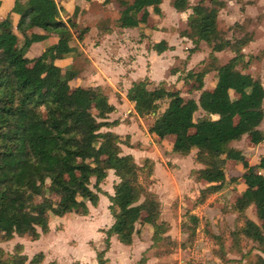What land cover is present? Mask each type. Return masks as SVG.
<instances>
[{
  "label": "trees",
  "instance_id": "trees-1",
  "mask_svg": "<svg viewBox=\"0 0 264 264\" xmlns=\"http://www.w3.org/2000/svg\"><path fill=\"white\" fill-rule=\"evenodd\" d=\"M62 1L65 0H13L7 13L0 17V241L14 234L37 238L48 229V211L54 215L68 211L86 214L87 205L97 202L99 183L108 169L118 179L112 184V193L107 194L112 222L104 229L105 246L110 234L129 243L132 233L138 232L143 223L151 228L153 245L158 240H172L164 234L169 224L160 219L155 193L137 179L141 166L130 153L121 152L120 145H128V135L101 129L116 122L107 119L113 109L107 95L99 85H74L75 69L61 67L55 61L76 51L70 42L74 37L81 41L87 29L77 26L78 3L74 1L72 10L67 12ZM169 1L177 10L189 6L187 0ZM160 2L117 0V26L145 23L150 12L160 13ZM189 7L187 28L180 32L194 43L189 50L203 40L210 44L211 53L230 47L235 55L213 67L215 79L210 89L201 88L204 70L185 73L182 81L188 76L196 80V97H183L161 81L148 88L146 80H139L131 83L129 99L138 116L154 114L147 130L157 139L171 136L181 154L195 148L193 158L200 166L191 172L195 180L205 183L196 201L222 188L226 160L240 164L243 189L236 193L231 207L241 216V222L229 235L235 246L241 236L255 241L264 252V155L253 163L255 170H250L244 154L229 145L243 133L252 143L264 138L259 128L262 120L264 124V86L258 78L236 68L243 40L231 43L220 36L216 7L200 1ZM10 13L16 15L15 28L19 33L28 29L27 34L21 33L20 44L12 30ZM49 34L56 37L52 44L32 58L25 55L31 42ZM151 47L161 52L167 45L160 39ZM162 98H167V103L157 112V101ZM197 109L202 113L194 118ZM143 162H149V176L152 160L143 157ZM46 197L52 201L47 203ZM250 204L257 222L243 214ZM182 215L187 223L182 220L179 226L189 225L185 228L192 237L198 217L188 210ZM14 248L5 258L0 247V264H38L42 258V253L36 252L27 261L21 243ZM96 260L97 264H107L103 249L96 251ZM253 264H264V257L257 254Z\"/></svg>",
  "mask_w": 264,
  "mask_h": 264
},
{
  "label": "rangeland",
  "instance_id": "rangeland-1",
  "mask_svg": "<svg viewBox=\"0 0 264 264\" xmlns=\"http://www.w3.org/2000/svg\"><path fill=\"white\" fill-rule=\"evenodd\" d=\"M187 1L189 6L200 1L206 6L216 7V27L220 36L229 39L231 43H234L235 40H243L239 45L240 56L237 58L236 68L258 78L264 86V0H217L219 3H213L211 0ZM80 2L83 4L84 1ZM159 6L160 13L152 12L153 14L149 15L148 20L145 22L146 26L137 29L132 28L131 31H127V39H130L131 42L125 41L124 37L121 39L120 36L122 35L117 34L118 28L115 21L118 13L117 0L107 2L90 0L85 3L82 11L77 14L78 28L86 25L87 27L90 26L92 30L89 33L86 31V35L83 34L82 41L77 40L75 37L71 40L70 43L76 46V57L73 58V65L80 72L91 70V67L85 63L82 64L83 57L79 45L81 46L84 42H87V45L83 46L82 50H85L84 52L92 57L97 54L104 56L103 51L108 47L107 51L112 63L108 61L102 67L104 71L110 72L112 75H109L110 82L116 90L120 91V94L114 90L109 93L108 87L111 85L110 83L107 84L108 87L105 85L104 90L108 92L111 99L119 100L121 94H124V89L128 86L129 81L123 80L121 77L123 72L129 73L130 67L127 68L126 64L131 61V58H134L131 53L133 45H130V43H137L136 52L144 55L151 53L152 49V55L149 54L148 56L152 57L153 63H157L160 69L162 68V84L166 88L177 89L183 97H196L199 93V89L193 88L196 84L194 77L188 76L185 82L182 81L181 78L186 72L190 71L194 74L204 70L201 88H210L215 79L213 67L225 63L235 55L236 52L230 47H224L211 53L210 44L203 40L198 42L197 46L190 51L189 48L194 43L189 37L180 34L183 29L187 28L186 18L190 12V7L177 10L171 6L169 0H161ZM94 25L98 31L94 29ZM147 30H150L148 32L151 36L144 33ZM100 33L103 34L102 39L104 40L101 39L102 43L97 47L100 42L97 37ZM162 37L167 41V45L171 46H168L162 52H156L151 46ZM119 38L122 40L123 45L118 43ZM20 43L21 39L18 38L17 44ZM104 44H107V46ZM32 53H35L34 50L31 52V56H33ZM140 65L147 72V59L146 62L143 59ZM118 66H122L123 69L121 67L118 69ZM139 74V79L146 80L148 88L160 82L151 81L149 75L142 76V73ZM157 103L158 112L166 105L167 98L159 99ZM201 113V110L197 109L194 111L193 117L195 118ZM140 117L143 125L141 129L137 128V137L133 138L131 144L128 142V146L121 144V152L131 153L133 159L141 166L137 176L138 181L161 198V218L163 216L176 219L177 223L170 230L171 233L180 232L179 240L175 237L169 241L167 239L158 240L152 252L167 257V253L170 251V257L163 261L164 264H220L226 259L229 260L228 264H253L257 254L264 257V252L258 249L255 241L239 236L235 246L229 235V231L241 222V216L231 207L232 202H228V195H232L236 192L235 190L240 189L238 178H240L243 170L240 164L233 160L225 161L224 191L222 190L221 193L223 199L218 196L211 197L210 194H207L202 200L196 201L199 190L205 186V183L195 180L194 174L191 172V169L200 166L193 158L195 148L189 151L190 154L183 155L179 151V146L172 142L171 136H166L163 141L151 137L152 141L149 142L150 138L143 135L142 132H145L144 129L147 130L154 114H145ZM259 128L264 132L263 120L260 122ZM101 129L104 128L101 127ZM229 145L238 148L244 154L250 165L248 167L250 170H255L253 162L257 161L259 156L264 155V138L258 143H252L249 141L248 136L244 135L238 140L231 141ZM145 148L156 159V176L153 175V171L149 176L146 174L149 162H143L142 152H140ZM153 165L152 161V170ZM113 182L114 177L109 173L99 183L100 190L98 192L107 195L112 191ZM92 183L93 179H91L90 185ZM174 188L178 190L175 194L171 193L173 196L170 197V192H174ZM47 196L51 197L49 194ZM49 197H46L47 203L52 201V197ZM185 210L194 213L198 217L192 237L187 235L189 231L185 228V226H189L186 224V216L182 215ZM243 214L257 222L253 205H248L243 210ZM77 215L73 211H68L62 216H58L48 211V234H43L35 240H31L27 236L14 234L9 239L0 241L3 257H10L15 250V244L21 242V252L26 255L27 261L34 253L41 252L43 258L38 264H84L85 262L80 263V259L75 255L77 251L82 252V241L80 242L78 239V237H81L79 236L80 233L87 229L90 221L99 217L101 218V224L106 226L111 216L104 205H100L98 208L90 207L84 217L78 218ZM178 217H181L180 221H177ZM182 220L186 223L180 227ZM149 231H151V228L146 231V234ZM53 243H58L56 247L60 249L62 255L54 253L52 250L54 248ZM133 252L131 251V254ZM60 256L62 257L60 258ZM141 260H144V255L140 257L138 262Z\"/></svg>",
  "mask_w": 264,
  "mask_h": 264
},
{
  "label": "crops",
  "instance_id": "crops-1",
  "mask_svg": "<svg viewBox=\"0 0 264 264\" xmlns=\"http://www.w3.org/2000/svg\"><path fill=\"white\" fill-rule=\"evenodd\" d=\"M74 1H76L79 5V10L77 12V14H79L82 11V8L85 5V3L89 2L90 0L89 1L83 0L84 1L83 4H81L82 2H80L82 0H65V1H62V5L64 6V8L67 12H70L72 10ZM12 2H13V0H0V17L4 16L7 13ZM77 14H76V16H77ZM151 14H153V13L150 12L149 15H151ZM10 20L12 23V30L15 34H17V39L18 38L21 39L23 34L28 33V29L21 31L22 35H21V33H19L16 30V28H15L16 15L15 14L10 13ZM141 26H146V25H145V23H139L136 26H127V27L116 26L118 28L117 34L119 36L122 35V36H120L121 39L124 37L125 41L131 42L130 39H127V36H126L127 31H131L132 28L137 29ZM94 29L96 31H98V29L95 25H94ZM90 30H92V28L90 26L87 27L86 31L88 33L90 32ZM150 30H147L144 33L147 34V36H151L150 32H148ZM37 31L41 32L40 29H37ZM86 31L84 32V35H86L85 34ZM122 31L124 34L122 33ZM99 36L97 38H99L98 41H100V42L98 43L97 47H99L102 43V40H104V39H102V37H103L102 33H100ZM55 38L56 37L54 34H49L44 39L31 42L28 49L25 52V55H27L29 58H32L34 55L39 53L45 47L52 44L55 41ZM121 39L120 38L118 39L119 40L118 43L123 45ZM161 39H163L167 45V41L163 37ZM86 45H87V42H84V44H81V46L79 45V48H80L79 50L82 51V57H83L82 58V61H83L82 64L85 63L86 65L91 67L90 68L91 70L89 72H80L79 69H76L75 66L73 65L74 64L73 58L75 59V57H76L75 56L76 51H72V52H70V53H68L62 57L56 58L55 61L61 67L71 66L75 69V76H74V80H73L74 85H82V86L99 85L102 88L103 92L106 95H108L107 96L108 102L111 103L113 106V109L107 113V116L109 115V117H107V119L108 120H116V122L114 124L110 125L109 127H104V129H109V130H111L115 133H118L120 135H128L129 144H131L133 141V138L137 137V135H138L137 128L141 129V126L143 125L142 124V118L134 112V110L132 108V102L129 99V94H130V90H131V83L137 82L140 80L139 76H138V75H140L139 73H142V76L143 75H147V76L149 75L148 77L151 79V81L153 80L156 82L157 81L162 82V79H163L162 68L160 69V67L157 63H153L152 57L148 56L149 54L152 55V49H151V53H147V55H144L143 53H137L136 52L137 43H135V42H133V44L130 43V45H133V47H132L133 49H131V53L134 55V58H131V61L126 64L127 68L130 67L129 73L123 72L122 77H121L123 80L129 81L128 86L124 89V94L123 93L121 94V97H119V100L118 99H111L108 92L112 93L111 90H114L120 94V91L116 90V88L110 82V79H109V75H111L110 72L104 71L103 67H102L108 61L110 63H112V60H111L110 56L108 55L109 54V52L107 51L108 47H106V49L103 51L104 56L97 54V55H94L92 57V56H89L86 52H84L85 50H82L83 46H86ZM104 45L107 46V44H104ZM168 46H171V45H167V47ZM33 50L35 53H32L33 56H31V52ZM93 51H95V50L93 49ZM73 55H74V57H73ZM143 59L145 62H146V59L148 61L147 72L145 70H143V67L140 65L141 62L143 61ZM115 67H117V66H115ZM120 67H121V69H123L122 66H118V69ZM160 72H161V75L159 76ZM117 75H118V73H117ZM109 83L111 85L110 87H108V85H107ZM213 83H214V80H213ZM105 85H106V87L109 88L108 92L104 90ZM210 88H204V89H210ZM134 124H135L136 129L134 127ZM144 131L145 132H142V133H143V135H146V137L150 138L149 142L152 141L151 137L155 138L156 140L163 141V139H157L148 130L144 129ZM244 135H246V134L243 133L241 136H244ZM236 140H238V139H236ZM232 141H235V140H232ZM140 152H142V155H141L142 157H148L153 161L154 165H153L152 171L154 173L153 175L156 176L157 175L156 159L154 157H152L151 154H149V152L147 151L146 148L143 150H140ZM125 153H130V152H125ZM188 154H190V152L183 154V155H188ZM109 173H111L113 175L114 182L117 181L118 178L112 172V169L107 170L106 176ZM238 180H240L239 181L240 189L235 190L236 192L234 194L228 195L229 196L228 202H230V203L233 202V200L236 196V193H238L239 191H241L243 189V183H242L241 179L238 178ZM177 190H178L177 188L176 189L174 188V190H173L174 192H170V197L173 196V195H171V193L175 194L177 192ZM222 190L224 191L223 186L218 191L213 192V194L210 193L211 197L218 196L220 198L221 193L223 192ZM110 193H112V191ZM110 193H107V194H110ZM97 196H98V198H97L96 204L95 205L88 204L87 206L89 208L90 207L91 208H95V207L98 208V206L104 205L106 211L111 216L110 221L108 222V224H106V226H103L101 224V218L99 217L98 219L90 221V224L87 225V229H84L82 231V233H80L79 236H81V237H78V239L80 240V242L82 241V252H78V251L75 252L76 257L80 259V263L85 262L84 264H97L96 250L103 249V257L106 259L107 264H164L163 261H165L168 257H170L171 252L168 251L167 257L160 256L157 253L152 252V250L155 248V246L153 245V243L150 239V231L147 232V234H146V231L148 229H150V226L147 223H143L142 225H140V229L138 232L132 233L131 241L129 243H123L117 239L115 234H110L108 236V245L105 246L104 238L106 235H105L104 229H106L110 225V223L112 222V214L108 208L109 200H108L107 195H103V194L97 192ZM156 197H157L159 204L161 206L162 205L161 198L159 197V195ZM172 199H170V200H172ZM221 199H223V198L221 197ZM87 213H88V211H87ZM86 214H78L77 217L78 218L84 217V216H86ZM58 216H62V215H58ZM181 217H178L177 221H180ZM160 219L166 221L169 224V228L165 231L164 234H169L171 238L175 237L176 239L179 240L180 239V232L179 233L178 232H172L171 233V231H170L174 228L175 224L177 223L176 219L174 220L172 217L169 219V218H166L163 216L161 218V208H160ZM48 229H49V227H48ZM48 229L44 233L40 232L38 237H40L43 234H46L48 232ZM74 233L76 234V232H74ZM37 238H35V239H37ZM35 239H31V240H35ZM57 245H58V243L57 244L53 243L52 246L54 248L52 250L54 251L55 254L62 255L63 253L62 252L60 253V249L56 247ZM177 248L179 249V247H177ZM131 251L132 252L134 251L133 254H131ZM142 255H144V260L143 261L141 260L140 262H138V260L140 259V257ZM61 257L62 256H60V258ZM42 258H41V260H42ZM228 262H229V260L226 259L224 262H221L220 264H228Z\"/></svg>",
  "mask_w": 264,
  "mask_h": 264
}]
</instances>
